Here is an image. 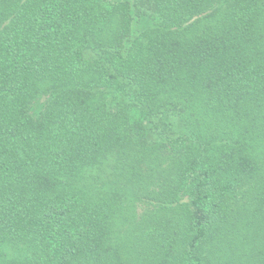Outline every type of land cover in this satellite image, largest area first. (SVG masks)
<instances>
[{"label":"trees","instance_id":"obj_1","mask_svg":"<svg viewBox=\"0 0 264 264\" xmlns=\"http://www.w3.org/2000/svg\"><path fill=\"white\" fill-rule=\"evenodd\" d=\"M0 264H264V0H0Z\"/></svg>","mask_w":264,"mask_h":264}]
</instances>
